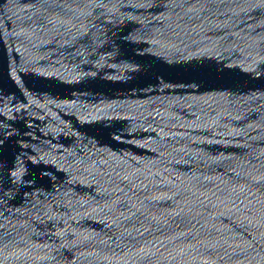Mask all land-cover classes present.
Masks as SVG:
<instances>
[{
	"label": "water",
	"instance_id": "obj_1",
	"mask_svg": "<svg viewBox=\"0 0 264 264\" xmlns=\"http://www.w3.org/2000/svg\"><path fill=\"white\" fill-rule=\"evenodd\" d=\"M0 264H264V0H0Z\"/></svg>",
	"mask_w": 264,
	"mask_h": 264
}]
</instances>
